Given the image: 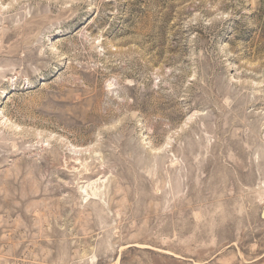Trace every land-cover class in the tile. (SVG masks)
<instances>
[{"label": "rangeland", "instance_id": "obj_1", "mask_svg": "<svg viewBox=\"0 0 264 264\" xmlns=\"http://www.w3.org/2000/svg\"><path fill=\"white\" fill-rule=\"evenodd\" d=\"M264 0H0V264H264Z\"/></svg>", "mask_w": 264, "mask_h": 264}, {"label": "water", "instance_id": "obj_2", "mask_svg": "<svg viewBox=\"0 0 264 264\" xmlns=\"http://www.w3.org/2000/svg\"><path fill=\"white\" fill-rule=\"evenodd\" d=\"M263 216H264V213H263Z\"/></svg>", "mask_w": 264, "mask_h": 264}]
</instances>
